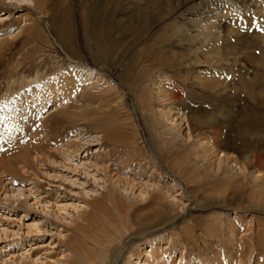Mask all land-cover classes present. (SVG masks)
Masks as SVG:
<instances>
[{
    "label": "rangeland",
    "instance_id": "1",
    "mask_svg": "<svg viewBox=\"0 0 264 264\" xmlns=\"http://www.w3.org/2000/svg\"><path fill=\"white\" fill-rule=\"evenodd\" d=\"M3 6L0 3V14L7 12ZM23 8L11 7L10 17L21 14L25 20L29 16L25 24L31 30L20 32L24 22L18 25L11 21L6 29L9 33L0 35L12 36L0 45V107L12 105L14 96L34 77L45 79L64 70L69 55L102 70L118 90L104 94L100 88L86 95L80 106H72L76 115L58 111L47 114L40 139H15L0 151L2 162L12 161L23 168L25 187L33 186L45 198L29 210H24L18 201L0 204V228H5L0 232V264H112L118 253H124L119 264H128L135 262V246L145 247V240L161 235L149 232L131 243L120 244L119 232L124 226L141 228L163 218L166 211L130 201L132 195L126 191L120 192L118 206L106 197L111 184L101 171L89 167L83 174V170L72 167L73 161L99 164L98 152L102 154L106 149L117 168L128 159L138 163L144 162L148 154L158 155V171L164 182L175 173L182 180L192 203L181 198L188 214L182 213L171 228L190 248L187 254L212 256L218 242L204 228L218 225L216 216L228 213L231 217L233 207L240 205L247 209L239 211L241 215L259 223L255 250L264 256V210L248 205L253 200L262 201L264 189L259 197L246 191L245 184L234 183L232 187L238 195L232 197V206L215 207L210 199L221 196L226 185L212 181L208 172L194 163L191 147L175 142L167 144L165 151L160 148L144 99L151 89L150 80L159 77L170 93L182 96V110L194 117L198 130L214 139L212 132L219 129L222 138H233L235 143L245 145L246 151L259 149L264 153V0H39L38 10ZM107 99L115 105L111 103V108L98 118L88 111L90 104ZM76 130L80 135H75ZM98 131H106L112 143L102 140L84 144L72 162L64 160L63 150L35 164L34 169L19 157L21 153L38 154V145L64 148L66 142L85 141ZM1 176L4 179L9 174L0 170ZM29 200L31 203L32 198ZM57 204L65 207L58 209ZM31 223H36L37 228ZM186 225L188 229L184 230ZM162 248L167 249L164 256L173 255L177 263L180 245L172 242Z\"/></svg>",
    "mask_w": 264,
    "mask_h": 264
},
{
    "label": "bare ground",
    "instance_id": "2",
    "mask_svg": "<svg viewBox=\"0 0 264 264\" xmlns=\"http://www.w3.org/2000/svg\"><path fill=\"white\" fill-rule=\"evenodd\" d=\"M3 1L5 0H0V3H3V7L7 9V12H4L5 14H0V35L9 33V30L6 31V29H8V26H10L11 21V23L16 22L18 23V25L20 22H24L18 29L20 32L31 30V27L28 24H25V20L28 19L29 16L26 15L27 18L25 17V20L20 17L21 14H19V17L16 16L15 18H11L9 11L11 7L12 9H21L23 7L31 9L30 7H32L33 10H38L39 0ZM39 14L42 13L39 12ZM40 21L38 22L41 23ZM39 28L41 30V26ZM40 32L43 33L42 31ZM9 37L12 36L10 35ZM9 37H0L1 47L3 44H6L10 40ZM68 58L69 64L66 68H64V70L47 76L45 79L40 75L34 77L33 80L30 81L31 83L29 85H26V87L18 92L16 96L13 95L15 98L12 99L13 102L12 105L10 104L11 106L5 104L3 105V107H0V151H2L4 147L10 145L16 140H18L19 142V140L28 138L29 140L30 138L40 139L45 131L43 130L42 125L45 120H47V114L58 111L69 113L71 116H73V114L76 115V111L72 109V106L74 104L80 106L81 100L84 99L86 95H90L98 91V89L100 88L105 91L104 94H106V92L109 94L110 92H113L115 89H117L114 88L115 84L113 85L110 82L111 79L109 80L105 77L104 73H101L102 70L101 72H99L93 69L79 58H75L70 55L68 56ZM159 79V77H155L151 80L149 79L151 89L150 91L148 90L147 96L144 99L147 105V109L149 108L147 110L149 112V115L147 116H150V119L152 121L151 130H154V133L157 136V140L161 144L160 148L165 151L166 146H169L170 143L179 142L182 147H191L193 149V153H190L193 156L194 163L199 167L204 168L205 171L208 172V176L211 177L212 181L218 180L222 182L223 185H226L225 190L222 192L221 196L210 199L215 207L228 209L230 205L232 206L233 203L230 204L232 201V197L238 195L235 194L236 190L234 191V188L232 187L234 183L245 184L246 191H253V194H255L254 196L259 195L260 197V193H263L264 189V153H262L259 149H254L250 152L246 151V146H243L237 142L235 143V140L233 138L232 140L227 137L222 138L220 136L222 132L220 133L219 129H216V131L212 132L214 139H212L213 137H209L206 132L198 130L194 117L182 110V96L180 97V99L174 94L173 91V93H170L161 84L162 82ZM216 82L213 85L217 84ZM111 103L115 105L114 102H112V99H107L106 101L95 105L90 104V106L88 107V111L94 114L96 118H98L99 114H103L106 108H111ZM154 104L156 105L155 108ZM144 112L146 113V109ZM90 121H93V119H90ZM205 124L208 125V127L211 126V124ZM219 126L221 127L222 125ZM77 130L75 131L76 136L80 135L77 133ZM105 132L101 134L98 131L92 137H89L85 141L81 140L78 143L66 142V144L62 145L65 146L64 148L60 146L58 148L48 149L47 147L40 148V146L38 145V154L31 155L27 153H21L19 157L22 159V162H24L30 168L34 169L35 164L39 162H45L46 158L52 157L56 154V152L63 150V155H66L64 157V160H66L67 162H72V159L78 156L77 152H80L81 149H83L84 144H89V142L92 141L102 142V140H108L111 142V137H109V135H106L107 133ZM42 139H44V137ZM73 139L77 138L74 137ZM157 156H155L154 154H148V156L145 157V160H142L144 162L139 161L138 163H133L132 160L128 159V161H122L117 168V166L111 160V152L106 149L102 154L98 152V160L100 162L99 164H88L87 162H81L77 164V162H72V167H74V170L81 169V171L83 170V174H86V169H88L89 167H95L96 172L101 171L103 173V177L107 179V181L111 184L110 188L106 189L107 199L113 200L115 203H117V199H119L118 197L122 195L120 192L126 191V193L130 194V196L132 195L130 201H140V203L147 208H153L154 210L161 208L166 211V215L163 218L155 220L148 225H142L143 227L138 229H129L127 228V226H124L122 232H119V242L122 245L129 242L131 243L132 239L141 237L149 232L154 233L155 235L157 233L161 234L158 236V238L145 240V247L135 246L137 251L135 250L136 252L132 255L135 259V262L128 260V264H264V256L262 254L256 253L255 250L256 245L254 238L257 236L259 230V223L255 222L254 218L247 219L246 215H241V212L239 211H243L246 208L242 206L240 207V205L233 207L234 214L231 217L228 213L224 217L216 216L218 225L204 228L208 233L211 232L209 234H211V236H214L218 242V246L216 245L217 247L215 248L216 252H214L212 256L198 258L197 256H193L192 254H187V250H189L190 248L186 244H183L181 242L179 232H177L174 228H171V226L175 224L180 215H183L184 213L188 214V209L186 210V205H183V203L181 202V198H185V201L189 203H192V200L190 199V196H188L186 189L183 187L182 180L176 176L175 172V175L171 174L172 178L170 179V181L164 182L165 180L162 172L158 171L159 169L157 166ZM158 158H160V156ZM51 162L54 163L55 161ZM177 168H175V170ZM22 169L18 168L12 161L5 163L0 160V170H4L9 174V176L4 179H1L2 176L0 177V204H6L8 202L11 205L18 201L23 204L25 208L24 210H29L35 205L41 204V200H45V198L40 197L39 193L35 192V190L33 189V186L27 188L25 187L26 178H24ZM94 175H91V178L95 179L96 177H94ZM140 177H144L145 179L142 181ZM99 179H101V176L96 178V180ZM176 191H178V193H175L176 195H173ZM178 195H180V199H176V196ZM30 197L32 198L31 203H29ZM177 202H180V204H176ZM116 205H118V203ZM248 205H252L253 207L258 208L263 207L262 210H264V199H262V201H250L248 202ZM43 206H45V204ZM57 207L58 209H62L65 207V205L64 207L63 205H58ZM128 209L131 210L132 207L129 206ZM167 225H170V228ZM30 226L37 228L36 223H31ZM187 227V225L183 227L184 230H187ZM1 231L5 232V228H0V232ZM3 232L1 233V235L3 234ZM172 242H177V244L181 247L180 253L177 257V263H174L176 258L173 255L170 254L169 256L166 255L165 257L164 253L167 249L163 250L162 248L163 244H171ZM245 243H247V246H245ZM225 249H227V251ZM126 250L128 251L129 249ZM123 254L124 253H118V258L115 259L112 264H119L120 260H122ZM36 261L37 260H35V262ZM70 263L72 264V262Z\"/></svg>",
    "mask_w": 264,
    "mask_h": 264
}]
</instances>
